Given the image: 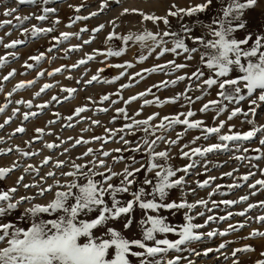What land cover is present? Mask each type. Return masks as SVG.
<instances>
[{
  "label": "snow or ice",
  "instance_id": "6c2138e0",
  "mask_svg": "<svg viewBox=\"0 0 264 264\" xmlns=\"http://www.w3.org/2000/svg\"><path fill=\"white\" fill-rule=\"evenodd\" d=\"M116 4L120 3V0H113ZM221 5L219 14L211 18L209 23H204L200 20L199 14L205 13L213 5V0H204L203 3L196 4L194 6L179 7L175 4L168 10L166 16H157L155 14H146L138 9L124 8L121 12V16L125 14L136 13L139 14L144 21H151L153 24L162 21L165 25L164 31L152 32L145 30L140 34L129 33L128 35H119L115 28L118 25L115 24V20L111 21L114 25L113 30L108 34L105 39L106 48L104 50L94 49L93 54H85V58L80 59L76 64H73L71 68H78L80 65H86L89 61L96 59L97 56H103L105 58L101 63H105L111 57H120L125 54L129 42H133L139 45L140 53L137 57V63H143L148 59L152 53L159 49L156 55V59H160L166 53H171L174 56L183 55L186 61H191L196 54L199 55V64L202 67H198L195 72L189 75L177 76L173 80H164L159 84H154L144 92H140L136 95L129 97L124 101L125 105L131 104L133 101L141 99L147 95L152 94V89H166L170 86H175L180 81L188 79L189 81H201L205 76L203 71L206 68L209 75L206 79L202 80V84H197V89L201 91V95L196 96L194 99L187 95L192 91V84H189L185 92L178 93L173 97L165 98L161 100L158 96H155L153 100H144L141 105V109L135 113V116H139L143 107L155 104L158 107H162L165 104H175L181 97L187 102L188 105L200 101L205 95H208L209 89L214 86L218 88L217 99L209 100L207 103L199 109L201 113H207L214 111L216 117L214 120L228 111V104L239 105L241 101L246 99L250 102L248 111H243L239 106L234 107L228 115V121L238 115H243L245 120L243 122L252 125L251 129L244 132L233 131L235 125L229 126L228 133L221 134V130L225 127L226 121L221 120L218 125L206 126L203 120L190 119L196 115L190 107L187 112H180L175 115L163 116L160 118L159 124H153L152 121L157 119L159 113H154L148 116L146 119H135L130 117L125 107L117 108L116 113L122 116L124 120L130 121L125 123L120 129L115 131L106 129V132L110 133L108 139L116 135L117 132L124 133L125 135H136L137 131L142 132L143 135L133 142L125 138V135L120 136V142L128 146L124 149H114L119 153L122 151H130L133 153L143 152L147 156V164L142 160H137L135 155L127 157L128 163L121 172H116L112 167L105 164L103 159L98 163L90 161L93 164V168L88 172H83L84 165L73 164V168L76 171L64 172L63 176L73 177L72 180L61 184L59 180L55 182V185H48L40 187L38 184H23L25 189L38 187V195L43 197L46 193H53V198L46 204L35 203L32 201L35 197L22 196L19 199L14 197V193L17 192L16 187L9 188L7 190H0V242H6V246L0 248V264H131L129 256L139 258V264H179L181 260L180 256H176L174 259H164V254L170 250H174L179 253L184 249L182 246L188 245L191 242L201 241L202 238L227 236L230 232L239 231L245 227V223L238 225L229 224L228 228L224 231L213 229L206 233L198 231L208 226L209 222L229 220L233 215L245 216L246 213L252 208L257 207L255 204H249L248 208L239 213L228 212L225 216L216 217L214 215H208L203 224L195 223L197 216L203 217L205 212H198L192 215L194 209L198 206H203L208 212H211L213 208L219 207L220 204L225 206H231L242 201L248 200V196H242L237 200H221L219 202L211 200V197L216 194L224 195L220 192L221 185H216L212 188V191L208 193V199H197L193 203H189L183 197L179 201L167 199L170 192L173 189L181 188L186 185L187 181L185 176L189 174L192 169L198 166L196 157L204 158L209 153L218 152H245L249 151V148L243 147L244 142H250L254 138L258 137L259 144L264 146V125L255 123L254 119H247L249 115L252 117L257 116V108L261 103H264V33L257 32L255 34V40L253 41V33L248 32L243 39H237L234 35L238 30L246 29L250 24L257 23L259 28H264V19L254 22L247 19H242L245 10L252 9L257 5L258 0H216ZM19 5H48L50 0H17ZM110 0H102L98 11L91 12L88 16L75 15L70 17V23L67 25L71 27L77 21L88 20L92 17H96L100 12H103L109 6ZM74 11L79 13L83 5L73 6ZM175 9V10H172ZM17 8H10L4 12L6 17L12 16L17 12ZM57 9L54 7H42L41 14H31L16 16L17 21L14 27H20L25 21L34 18L37 21H45L49 18V14L56 13ZM169 17L177 18L180 23V28L177 31L172 30ZM185 17H196L191 23H184ZM60 21L57 18L54 24H59ZM12 20L0 21V28L5 25H12ZM199 26L206 29V32L201 35L195 34V28ZM105 25L100 24L98 27L92 29V37L88 40H83L81 45L73 46L66 51H77L83 45L90 44L95 39V33H99L104 29ZM53 27H38L33 25L31 29L24 28L21 35L29 36L31 38H38L41 35L53 32ZM89 31L87 28H81L80 33ZM80 33L62 32L59 37H52L55 43L52 47L48 48V52H51L58 44L68 41L71 36L76 35L79 37ZM10 35V33H8ZM208 37H211L209 39ZM120 40L123 47L117 49L114 45L115 40ZM188 41L192 46H189ZM250 47H245L249 45ZM3 42V38H0V43ZM26 40L16 39L10 43L4 44L6 49H15L18 45H23ZM171 44V47L168 45ZM145 52L147 54H145ZM8 56L18 58L15 52H9L5 56H0V66H3L8 61ZM30 60L39 63L45 59V53L41 52L39 55L29 57ZM33 64L25 62V67L31 69ZM107 67H114L124 69L114 77L113 79H103V83H115L121 77L126 75L127 69L133 68L135 65L132 62H124L117 64H106ZM188 67L186 63H176L175 60L167 61L163 64H156L151 68L143 69L141 72H136L133 76L129 77V82L120 86V89L114 94L121 100L123 99L121 92L123 89L134 86L135 83H139L136 78L144 79V73H164L170 75L173 72L179 71ZM104 68H99L97 74L92 75L87 81H83L86 85H91L94 81L101 82L100 73L104 72ZM61 68H57L54 72H49L48 75L52 76L55 73L61 72ZM238 72V75L231 77L230 74ZM15 75V70L10 72L4 79ZM44 72H40L38 76H43ZM71 77H69L70 79ZM82 81L78 80L77 83ZM35 81L21 82L16 85L14 91L26 88ZM243 85V88L241 87ZM53 85L45 84L39 92L35 93L38 97L41 93H44L47 89L52 88ZM246 90V95L244 94ZM2 91V89H0ZM62 91L68 93L65 100L72 97V94L77 91L76 88H64ZM259 92V95L255 99H250L255 93ZM9 96L12 93H8ZM89 99H91L89 97ZM109 95H103L101 97V103L108 101ZM53 101H57V97H52ZM59 102V101H57ZM119 100H112V104L118 103ZM227 102V103H225ZM17 103L26 104L28 108L32 107L31 101H17ZM7 104L0 107V113L4 112ZM40 110L48 107L47 103L36 105ZM87 110L86 107H79L75 109V115L79 116ZM19 109L13 110V115L18 112ZM100 112H107V108L98 109ZM37 112L24 113V120H28L29 117H36ZM58 115V114H56ZM183 117V119L181 118ZM117 117H113L115 121ZM71 120L72 117H67ZM9 121H5L7 124ZM50 121L49 123H54ZM93 124H98L99 121H92ZM176 125H183L184 131L176 134L175 139L167 138V133L174 130ZM4 125H0L2 128ZM71 127V125H69ZM189 130H200L201 135L194 137L189 144H184L181 147V158H187L190 162L183 167H174L171 163L170 151L171 147L177 145L184 134ZM25 129L18 127L16 132L23 133ZM87 131V129H85ZM40 136L36 139H40L44 134V129H36ZM160 133V134H157ZM213 134L216 135L218 143L210 144L206 147H190L194 145L200 139L208 140ZM94 140H102L107 143L108 140L104 137H93ZM166 143L168 148L163 151H156L159 143ZM87 144L89 141L78 139L75 144ZM75 146V145H74ZM48 149L58 147L54 143L46 144ZM185 149H188L187 151ZM21 151L24 157L33 156L37 153ZM11 151V149H9ZM67 151V149H65ZM252 151L259 153L255 159H261L264 157V149L258 147L252 149ZM93 153V149L89 148L83 155L88 156ZM103 157L111 155L108 151L101 152ZM237 160H244L252 158L236 155L234 157ZM50 158H45L44 165H47ZM125 160L123 156L113 157L114 164ZM64 164L63 161H57L56 167L60 168ZM139 164L140 167H135ZM18 164H13L12 168L0 167V180L4 179L13 168L18 167ZM97 167L106 168L105 172H97L94 169ZM30 170L39 171L33 169L32 165H29L24 171L27 173ZM205 170L207 171V164H205ZM145 172L144 178L140 180L139 173ZM154 172V176L150 177L149 174ZM179 172H183L185 175L177 177ZM232 172L224 173L225 176H232ZM264 174V172H262ZM255 173L249 172L247 175L242 176L240 179L248 181ZM49 177H55V173H47ZM78 176H83L86 183H79L76 179ZM101 177L100 180L94 179V177ZM115 177H119V183L113 184L112 181ZM24 177L21 176L17 180V184L23 181ZM216 177L209 176L203 181H197L198 188L211 187V182ZM140 186L135 191H131L134 185ZM259 185L264 188V179L256 180L255 183L249 184L248 187L255 189ZM147 186V187H146ZM229 189L240 187L239 184H230L227 186ZM54 189H56L54 191ZM191 192L194 194L195 189ZM123 194H130L131 199L122 200L119 196ZM256 193L253 192L252 195ZM106 197H110V203L106 202ZM29 203L31 206L24 209L23 213L17 217L18 221L27 223L28 226L20 227L15 221L7 220V218L23 203ZM209 203L212 204V208H209ZM260 207H264V201L259 203ZM139 208L144 213V217L138 221L141 229V238L130 239L126 238L122 231L117 230L113 225L114 222L121 220L122 229H131L134 224L133 212L135 208ZM161 210H168L173 214L184 211L183 223L173 224L167 220L166 217L158 214ZM43 214H47L49 217L43 218ZM89 214H95L94 218L81 219V216H89ZM257 222H264V215L256 217ZM103 229V233L99 236L94 234L93 230ZM174 234L178 238L170 240L167 238V234ZM158 234H163L165 238L158 239ZM107 236L108 238H104ZM264 238V231L253 230L248 237L244 239L252 238ZM85 238L86 242L81 243V239ZM148 242H152L150 245ZM228 243L232 241L224 242L219 245L218 248H208L204 251L203 255L208 256L209 253L221 249H225ZM133 247L141 249L142 251H133ZM114 249V255L109 259V250ZM256 249L252 245H244L243 247L235 248L231 256L237 257L238 253H250ZM199 255V253H196ZM262 258L257 259L255 264H264V251L260 253ZM159 257V258H157ZM227 259V256L225 257ZM189 264H192L189 261ZM232 264H240L238 258L233 259Z\"/></svg>",
  "mask_w": 264,
  "mask_h": 264
},
{
  "label": "rangeland",
  "instance_id": "374dc122",
  "mask_svg": "<svg viewBox=\"0 0 264 264\" xmlns=\"http://www.w3.org/2000/svg\"><path fill=\"white\" fill-rule=\"evenodd\" d=\"M102 0H50L48 5H19L17 0H0V21L12 20V25H5L0 28V38H3V42L0 43V56H5L9 52H15L18 58H13L8 56V61L3 66H0V107L7 104L4 112L0 113V125H4L0 128V167L12 168L13 164H18L19 166L13 168L4 179L0 180V190H7L12 187L17 188V192L14 193V197L19 199L22 196L35 197L32 201L33 204L40 203L46 204L53 198V193H46L45 196L41 197L38 195L39 188L32 187L25 189L23 184H38L40 187H47L48 185H55V182L59 180L61 184H64L73 179V177L63 176L62 173L76 171L73 168V164L84 165L82 169L83 172H88L89 169L93 168V164L90 161H95L98 163L99 160L103 159L105 164L112 167L114 171L121 172L125 167V164L129 161L127 157L135 155L137 160H142L147 164V156L141 153H133L130 151L115 152L114 149L120 148L124 149L128 146L120 142V136L125 135L124 133L117 132L116 135L108 139L110 133L106 132V129H111L113 131L120 129L126 121L122 116L116 113L117 108L125 107L127 113L130 117L135 119H146L148 116L159 113L157 119L152 121L153 124H159L160 118L163 116L175 115L180 112H187L189 107L196 112V115L190 119L193 120H203L206 126L218 125L221 120L226 121L225 127L221 130V134L228 133L229 126L235 125L233 131L244 132L251 129L252 125H249L245 120L243 115H238L231 121H228V115L234 107L239 106L243 111H248L250 107V102L248 99L241 101L239 105L228 104V111L216 117L214 111H209L207 113H201L199 109L203 104L207 103L209 100L217 99L218 88L214 86L209 89L208 95L200 101L188 105L183 97L175 104H165L162 107H158L155 104L143 107L141 114L135 116V113L141 109V105L144 100H153L155 96H158L161 100L168 97H173L178 93L185 92L189 84H192L193 90L188 92L187 95L191 96L193 99L196 96L201 95V91L196 90L197 84H202V80L206 79L209 72L206 68L203 69L205 76L201 81H189L185 79L180 81L175 86H170L166 89H152V94L147 95L141 99L133 101L131 104L125 105L124 101L129 97L136 95L140 92H144L146 89L154 84H159L164 80H173L177 76L181 75H191L197 70L198 67H202L199 64V55L196 54L191 61H186L184 56H174L171 53H166L160 59H156V52L152 53L143 63H137V57L140 53V48L138 44L129 42L127 51L124 55L120 57H111L105 63H101L105 58L103 56H97L96 59L89 61L86 65H80L78 68H71L73 64H76L80 59L85 58V54H93L94 49L104 50L106 48L105 39L108 34L113 30L114 25L111 21L115 20V24L118 27L115 28L116 32L121 35H128L129 33L140 34L145 30L152 32L164 31L165 25L162 21L153 24L151 21H144L139 14L131 13L121 16V12L124 8L138 9L146 14H155L157 16H166L168 10L172 8L175 4L179 7L194 6L199 3H203L204 0H120L119 4L110 0L109 6L100 12L98 16L92 17L88 20L77 21L71 27L67 25L70 23V17L75 15L88 16L91 12L98 11L100 8ZM243 2V0H242ZM227 3V0H225ZM83 5L79 13L74 11V7L70 8L69 5L78 6ZM54 7L57 9L56 13L49 14V18L43 22L37 21L34 16L28 21H25L20 27H14L17 24L15 20L16 16L23 17L24 15L31 14H41L42 7ZM17 8V12L13 13L12 16L6 17L4 12L10 8ZM221 5L213 0V5L205 13L199 14V18L204 23H209L211 18L219 14ZM175 10V9H172ZM59 19V24H54L56 19ZM196 17H185L184 23H191ZM242 19L251 20L258 22L264 19V0H258L257 5L252 9L245 10ZM171 28L174 31L179 30L180 21L175 17H169ZM100 24H104L105 27L99 33H95V39L92 43L83 45L77 51H66L67 49L81 45L83 40H88L92 37V29L98 27ZM33 25L38 27H53L55 30L51 33L41 35L38 38H31L29 36L21 35L24 28L31 29ZM81 28H87L89 31L80 33ZM62 32L70 33H80L79 37L73 35L68 41H64L58 44L51 52H48V48L52 47L55 41L52 37H59ZM206 32L199 26L195 28V34L201 35ZM248 32L253 33V41L255 40V34L257 32L264 33V28H259L257 23L250 24L248 28L238 30L234 33L237 39H243ZM10 33V35H8ZM211 39V37H208ZM21 39L26 40L23 45H18L15 49H6L3 45L10 43L12 40ZM114 45L117 49L123 47L120 40H115ZM189 46L191 42L188 41ZM252 41L249 45L245 47H250ZM171 47V44L168 45ZM41 52L45 53V59L36 63L29 59L30 56L39 55ZM145 54H147L145 52ZM175 60L176 63H186L188 67L180 69L179 71L173 72L170 75L164 73H144V79H140L139 83H134L133 87L123 89L121 95L123 99L121 100L117 95H114L120 86L129 82V77L133 76L136 72H141L143 69L151 68L156 64H163L167 61ZM132 62L135 66L133 68L127 69L126 75L121 77L115 83H103V79H113L120 72L125 71L124 69L107 67L106 64H117L124 62ZM25 62L33 64V68L29 69L25 67ZM61 68L62 71L49 76V72H54L55 69ZM99 68H104V72L100 73L101 82L94 81L91 85H86L83 81H87L92 75L97 74ZM15 70V75L9 77L5 80L4 77L8 76L10 72ZM40 72H44L43 76H38ZM238 75V72H233L230 74L231 77ZM69 77H71L69 79ZM35 81L34 84L14 91L17 84L27 81ZM82 81L77 83V81ZM45 84L53 85L52 88L47 89L40 96H36L35 93L39 92L41 87ZM243 88V85H241ZM64 88H76L77 91L72 94V97L65 100L64 97L68 93L62 91ZM8 93H12L11 96ZM246 95V90H244ZM103 95H109L110 99L108 101H103L101 103V97ZM259 95V92L255 93L250 99H255ZM57 97V101H53L52 97ZM89 97L91 99H89ZM31 101L32 107L28 108L26 104L17 103V101ZM112 100H119L118 103L112 104ZM47 103L48 107L40 110L36 105ZM227 103V102H225ZM79 107H86L87 110L80 113L79 116L75 115V109ZM107 108V112H100L98 109ZM19 109L15 115H13V110ZM26 112H37L36 117H29L28 120H24V113ZM58 114V115H56ZM71 116L72 119L68 120L67 117ZM113 117H117L114 122ZM183 119V117H181ZM247 119H254L257 126L264 125V103H261L259 108H257V116L252 117L249 115ZM9 121L5 124V121ZM99 121L98 124H93L92 121ZM50 121H55L54 123H49ZM71 125V127H69ZM18 127H23L25 131L23 133L16 132ZM44 129V134L40 139H36L40 136V133L36 132V129ZM87 129V131H85ZM184 131L183 125H176L173 131L167 133V138L175 139L177 133ZM160 134V133H157ZM143 133L137 131L136 135H125V138L130 141H137ZM200 130H189L184 134L183 139L179 141L177 145L171 147L170 163L174 167H183L190 161L187 158H181L180 152L181 147L184 144H189V142L196 136H200ZM93 137H104L108 140L104 143L102 140H94ZM78 139L89 141V143L75 144ZM216 135L213 134L208 140L200 139L196 144L190 145V147H206L213 143H218ZM54 143L58 147L53 149H48L46 144ZM75 145V146H74ZM243 147L249 148L247 153L245 152H235L230 151L227 153H209L204 158L196 157L198 161V166L192 169L188 175L185 176L187 181L186 185L181 188L173 189L167 199L179 201L181 197L186 199L189 203L195 202L197 199H208V193L212 191V188L216 185H221L220 192L225 193L224 195L216 194L211 197V200L217 202L227 199V200H237L242 196H248V200L239 202L231 206H225L220 204L219 207L213 208L211 212H208L203 206H198L191 213L195 215L198 212H205L203 217L197 216L195 223L203 224L208 215H214L216 217L225 216L228 212L239 213L248 208L249 204H255L257 207L249 210L245 216L233 215L229 220L220 221L216 220L209 222L208 226L200 229L198 231L208 232L213 229L224 231L228 228L229 224L238 225L240 223H245V227L239 231L230 232L227 236H216L212 238L204 237L201 241L191 242L188 245L182 246L183 251L177 253L174 250H170L168 253L164 254V259H174L176 256H180L181 260L179 264H232L233 259L238 258L240 264H255L257 259L262 258L260 253L264 251V238L256 237L252 239H244L248 237L253 230L264 231V222H257L256 217L264 215V207H260L259 203L264 201V188L259 185L255 189L248 187L249 184L255 183L256 180L264 179V157L261 159H255L259 153L252 151L255 148H262L259 144V134L257 138H254L250 142H244ZM93 149V153L84 156L83 154L89 149ZM168 148L166 143H159L156 151H163ZM11 149V151H9ZM17 149L35 152L36 155L24 157L21 151ZM67 149V151H65ZM186 151L188 149H185ZM108 151L111 153L108 157H103L101 152ZM236 155H242L252 158L237 160L234 157ZM123 156L125 160L114 164L113 157ZM45 158H50L47 165L43 164ZM57 161H63L64 164L57 168L55 165ZM205 164H207V171L205 170ZM29 165L33 166V169H38L39 171L30 170L25 172L24 169ZM135 167H140L136 164ZM97 172H105L107 175L106 168L97 167L94 169ZM55 173V177L47 176V173ZM232 172V176H225L224 173ZM249 172L255 173L251 176L248 181H243L240 179L242 176L247 175ZM145 172L139 173V178L142 180L144 178ZM185 175L183 172H179L177 177ZM23 176V181L17 184L19 177ZM150 177L154 176V172L149 174ZM209 176L216 177L214 181L211 182V187L208 188H198L196 182L203 181ZM79 183H86L83 176L76 177ZM96 180H100L101 177H94ZM119 177H115L112 181L113 184L119 183ZM239 184L240 187L229 189L227 186L230 184ZM140 185H134L131 191L137 190ZM147 187V186H146ZM195 189V193L191 192ZM56 189H54L55 191ZM255 192V195L252 193ZM122 200L131 199L130 194H123L118 197ZM106 202L110 203V197H106ZM31 205L27 202L23 203L18 210L14 211L7 220L15 221L20 227H27L28 224L18 221L16 218L19 217L25 208ZM209 208H212V204L209 203ZM184 211L181 210L173 214L168 210H161L159 213L148 214H158L167 218V220L173 224H182ZM95 214H89V216H81V219L94 218ZM134 224L131 229H122V221L118 220L114 222V227L117 230L122 231V234L126 238L136 239L141 238V229L139 227L138 221L144 217V213L138 207L134 209L133 212ZM43 218L48 219L47 214H43ZM94 234L99 236L103 233V229L93 230ZM104 238H108L105 236ZM158 239L165 238L163 234H158ZM167 238L170 240H175L178 237L174 234H167ZM232 241L228 243L225 249H221L219 252L213 251L209 253L208 256H204L203 253L206 249L212 248L216 249L221 243ZM86 242L85 238L81 239V243ZM150 245L152 242H148ZM244 245H252L256 250L250 253H238L237 257H232L231 253L235 248L243 247ZM6 246V242H0V248ZM133 251H142L141 249L133 247ZM196 253H199L197 255ZM114 255V249L109 250V259ZM227 256V259L225 257ZM159 258V257H157ZM131 264H139V258L129 256Z\"/></svg>",
  "mask_w": 264,
  "mask_h": 264
}]
</instances>
